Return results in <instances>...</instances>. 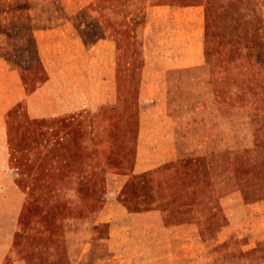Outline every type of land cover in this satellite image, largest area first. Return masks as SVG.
Masks as SVG:
<instances>
[{"label": "rangeland", "instance_id": "obj_1", "mask_svg": "<svg viewBox=\"0 0 264 264\" xmlns=\"http://www.w3.org/2000/svg\"><path fill=\"white\" fill-rule=\"evenodd\" d=\"M149 3L203 15L200 65L151 73ZM108 31L116 34V91L97 83L109 66L97 54L80 55L85 82L76 91L68 73L77 71L76 35L91 45ZM0 68V100H17L5 109V138L25 193L2 264H145L147 252L131 249L145 222L114 215L118 205L167 211V224L204 216L194 254L188 238L180 241L181 264H264V0H0ZM65 106L70 112L58 114ZM28 111L55 116L31 120ZM146 148L166 160L132 173ZM222 200L241 226L215 243L205 234L225 220Z\"/></svg>", "mask_w": 264, "mask_h": 264}, {"label": "crops", "instance_id": "obj_2", "mask_svg": "<svg viewBox=\"0 0 264 264\" xmlns=\"http://www.w3.org/2000/svg\"><path fill=\"white\" fill-rule=\"evenodd\" d=\"M193 10L194 13H192ZM196 10V7L193 6L181 9L178 6L170 4H147L144 9L145 22L143 30L146 37L143 41V53L145 65L148 61H151L156 67V71L143 72L146 74H149L150 72L152 74H160L165 70L178 69L184 74L186 69L200 65L203 62V15ZM155 18H157L156 21H154ZM151 27H156V35L149 39L147 37L150 36L152 31ZM76 36L81 42L75 51L71 53V60H73L74 63H77V71H72V73L68 72L77 81V83L71 82V84L76 85L73 89L76 91L81 90L85 82V77L82 79L84 76L83 68L79 67L82 66L80 64V55L86 54L89 59V56L93 57L97 54L98 56L102 55L109 62L108 69H104V73H99L101 77L98 78L97 83L100 84L101 82H105L110 90L114 89L116 91V34L112 31H108L107 33H104V36H100L98 41L91 45H85V43H83L84 37H81L80 35ZM70 64L73 65L72 62H63L60 64L59 68L67 69ZM55 67L56 65L53 63L48 69L54 71L53 69H55ZM5 73L10 74V71L6 70ZM5 73H1L2 76H5ZM53 73L54 72H50L49 75ZM16 102V99L0 100V264L3 263L4 257L10 249L17 217L25 199V193L16 182L17 175L14 173V168L10 167V153L5 138V114L7 112L5 109H11ZM34 102H36V100H25V104L28 108L33 107L35 104ZM46 102L50 101L44 100L43 104ZM76 102L75 108L77 110L86 106L95 108L98 107L100 99L95 101L92 105H88L85 101ZM50 104H52V102ZM43 108H47V106ZM64 109H67V107H63L58 114L70 112L69 110L63 111ZM54 116L55 114L48 115V112L46 111L42 112V114L36 115H31L30 111H28V118L31 120H36L38 118L48 119L53 118ZM138 146L141 147L140 145ZM140 150L141 149H137L135 161L131 167V172L134 174H141L166 160L162 159V161H158L161 159H157L159 153H157L158 151L155 149L154 151H151L148 148L143 151ZM167 154L169 157L173 155L170 153ZM221 204L224 207V211L222 212L226 214L224 215L225 220L220 223V226H217L205 234L218 237L215 243L222 242L234 233H239L241 226L237 223L236 219L228 215L230 211L228 207H226V204L223 203V200ZM114 212V215L129 216L135 223V220H143L145 222L146 227L143 228V231L146 234L141 238L138 247H131V249L134 250L137 248V251L140 252H147L145 264H181V258L178 255L181 239H184V237L189 239L190 243L188 250L189 252H192L191 254H194L196 246L194 247L192 245H194V243L196 244L197 236H202V233L200 232V228L202 227H199L197 221L205 220L204 216H201L200 219L196 215H188L189 222H176V224L173 222L167 224L165 221L166 217L169 216L167 211L150 209L140 212H128V210L121 205L116 206ZM178 217L179 215H173L171 218L176 219ZM202 225L204 226L203 222ZM116 227L117 226L115 225V228ZM246 233L248 232H245L244 234L249 235ZM117 236L118 230L114 229V231H110L108 238L109 243L112 244L113 241L116 243ZM256 238H258L257 235L254 236V240Z\"/></svg>", "mask_w": 264, "mask_h": 264}]
</instances>
